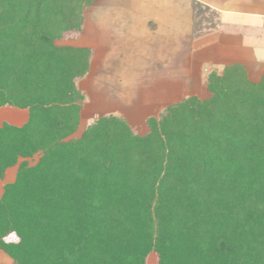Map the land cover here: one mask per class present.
<instances>
[{
	"label": "trees",
	"instance_id": "16d2710c",
	"mask_svg": "<svg viewBox=\"0 0 264 264\" xmlns=\"http://www.w3.org/2000/svg\"><path fill=\"white\" fill-rule=\"evenodd\" d=\"M93 0H0V251L12 264H264V73L225 66L136 135L94 118L89 48L59 46ZM36 157L31 164L28 160ZM14 240L6 241V236Z\"/></svg>",
	"mask_w": 264,
	"mask_h": 264
},
{
	"label": "rangeland",
	"instance_id": "374dc122",
	"mask_svg": "<svg viewBox=\"0 0 264 264\" xmlns=\"http://www.w3.org/2000/svg\"><path fill=\"white\" fill-rule=\"evenodd\" d=\"M146 1L93 0L83 6L79 30L65 33L61 40L56 41L59 46L89 48L91 51L89 62V65L92 64L91 73L77 81V87L84 93L86 99L81 105L78 128L71 137H79L92 119L106 115L123 119L136 135L144 136L148 132L147 120L157 116L166 106L178 103L186 97H195L201 101L209 99L211 93L206 89L205 82L211 72L216 71L220 74L225 66L239 64L243 66L245 75L251 83H258L263 75L264 67L245 66L236 61L226 62L221 68L207 66L201 73L195 67L194 74L180 82V97L162 100L159 103L149 98L140 100L136 89L148 86V81L155 75L150 65L152 54L146 49L142 52L122 49L126 48L125 44H131L129 42L131 36L135 35L140 41V38H143L142 33H145L142 30L153 26L152 16L154 17L155 12L151 10L152 6L149 3H145ZM108 53L111 59L109 66L105 64L106 67H102V57L108 56ZM118 54H124L123 62H128H126L128 65L121 68L124 75L122 74L120 80L117 77L120 72H117ZM130 62L132 64H129ZM18 112L20 113V109L0 107V124L4 121L14 125L21 123L18 120L20 118ZM35 160L36 157H33L28 161L32 164ZM15 169L16 166L8 168L0 178V195L5 183H10L14 179ZM5 240H14V236H6ZM147 257L146 264H156L154 255ZM9 258L0 251V264H12Z\"/></svg>",
	"mask_w": 264,
	"mask_h": 264
},
{
	"label": "crops",
	"instance_id": "0c3cea01",
	"mask_svg": "<svg viewBox=\"0 0 264 264\" xmlns=\"http://www.w3.org/2000/svg\"><path fill=\"white\" fill-rule=\"evenodd\" d=\"M145 3L155 12L153 26L142 30L145 33L141 43L134 35L131 44H125L126 48L122 49L141 52L146 49L152 54L150 65L155 75L148 86L136 89L139 99L149 98L159 103L180 97L182 79L190 78L196 69L201 73L207 66L221 68L226 62L236 61L245 66L264 67V0H147ZM118 55L120 80L124 75L121 68L128 62H123L124 54ZM102 58V67L109 66V53ZM90 65L87 76L91 73ZM18 114L21 123L15 126L27 120L26 110Z\"/></svg>",
	"mask_w": 264,
	"mask_h": 264
}]
</instances>
